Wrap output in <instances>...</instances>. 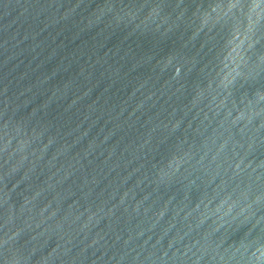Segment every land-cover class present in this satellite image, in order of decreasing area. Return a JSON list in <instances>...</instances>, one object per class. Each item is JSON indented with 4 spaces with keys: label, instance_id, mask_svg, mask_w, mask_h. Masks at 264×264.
<instances>
[{
    "label": "water",
    "instance_id": "95a60500",
    "mask_svg": "<svg viewBox=\"0 0 264 264\" xmlns=\"http://www.w3.org/2000/svg\"><path fill=\"white\" fill-rule=\"evenodd\" d=\"M0 264H264V0H0Z\"/></svg>",
    "mask_w": 264,
    "mask_h": 264
}]
</instances>
